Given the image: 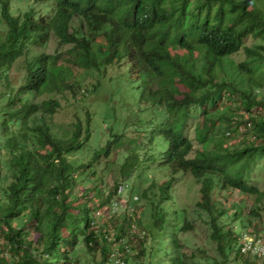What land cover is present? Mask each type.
<instances>
[{
	"label": "trees",
	"instance_id": "obj_1",
	"mask_svg": "<svg viewBox=\"0 0 264 264\" xmlns=\"http://www.w3.org/2000/svg\"><path fill=\"white\" fill-rule=\"evenodd\" d=\"M32 2L53 7L12 15L11 0H0V264H264L240 241L264 224V0ZM18 65L25 76L13 86ZM131 106L155 110L159 124L130 132L143 137L126 139L109 187L101 177L128 134L112 128L104 139L93 124ZM63 108L72 123L59 137ZM78 154L89 160L70 158ZM156 163L162 182L151 176ZM186 177L199 186L192 213L209 250L191 243L196 222L177 202ZM122 186L133 209L124 220L112 213ZM229 191L252 207H225ZM103 210L110 220L101 225Z\"/></svg>",
	"mask_w": 264,
	"mask_h": 264
},
{
	"label": "rangeland",
	"instance_id": "obj_2",
	"mask_svg": "<svg viewBox=\"0 0 264 264\" xmlns=\"http://www.w3.org/2000/svg\"><path fill=\"white\" fill-rule=\"evenodd\" d=\"M53 7V3L48 2V3H44V4H39V3H33L32 0H11V13L12 15H17L19 13H23L26 10H29L31 8H35L37 11V16H42V15H48L51 11ZM253 40H249L248 44H252ZM48 49L47 52H53L55 47H56V41L55 39H53L50 44L48 45ZM42 51H46V50H42ZM244 55L240 54L237 56L232 57V60L235 61V63H239L241 61L244 60ZM20 65L16 66L15 69L10 73V80L13 86H18L22 83L23 78L25 76V71L20 67ZM109 88L111 89L112 86L109 84L104 85V94H102L101 96L97 95L95 96L96 99H106L107 98V93ZM70 102H74L73 99H71ZM134 107V104H132ZM223 109L225 110H230V107H224ZM111 111L109 113L106 114L105 111V115L99 113V115L96 117V120L93 124V127H95V136H102L104 139L106 138V136H108L110 134V131L112 130V128H120L123 129V131L125 130V132H127V137L124 139V147H122V149L116 150V154H114L111 158V160L109 161L110 163V167L108 168V170H106L104 172V176L101 177V180H103L104 185H108L109 187H111L115 181L118 179L117 176V172H118V165L117 163H115V161L118 159L117 155L122 153L123 151L129 150L131 149V146H129L126 143V139H134V137L136 138V140L139 141L138 137H143L142 135H136V134H132L134 133V131L136 129H138L139 131H146L148 129H151L153 125L155 124H159L158 121H156L157 116H155V110H151V109H147L146 111H140V109L137 108V110H133L132 106H131V111L127 112V110H120L119 112H114L112 109H110ZM194 114L196 117L199 116V109L198 108H194L193 109ZM71 113H73L71 111ZM69 113V110L66 108H63L62 112L57 115L55 117L54 120V125L55 127V131L57 133V135H59V137H63L65 136V130H71V123H72V114ZM158 114V113H157ZM161 119V116L158 115ZM156 117V118H155ZM196 120H194L193 123H195ZM135 122V125L133 124ZM193 123L191 122V124L193 125ZM194 126V125H193ZM195 127V126H194ZM224 129V128H223ZM124 132V133H125ZM131 132V133H130ZM143 134V133H142ZM220 134L217 133V136ZM220 136V135H219ZM223 137V136H222ZM242 138V135L239 134L237 136H234V140L231 141L230 140V144L234 143V144H238ZM132 143V142H131ZM89 155L86 154H78V155H73L70 156L71 159L74 160H78V162H83L86 163L89 160ZM158 164H150L151 169L153 170V172L151 173V176H157L158 181L162 182L164 180V177H168L166 172L164 171H158L155 170L156 166ZM259 169V168H258ZM258 173L257 175H261L264 176V170L263 171H258L256 172ZM163 176V177H162ZM98 179V178H97ZM135 176H133L132 178L129 179L128 184L131 187L132 184H135ZM184 182H180V183H176L175 185V195L177 196V202L179 205L181 206H186L189 208L190 212H189V217L190 220L193 221L195 220L196 222V228H197V235L194 236V234H189V238L191 240L192 244H195L197 246H206V248L209 250V247L207 245V240H206V235H207V228L206 226L199 220L198 216L193 212L194 209V204L197 200V195H198V188L199 186L196 184V182L192 179V177H186L184 178ZM98 181V180H97ZM134 181V182H133ZM100 182V181H99ZM139 185H143V187L145 186V183H143V181L141 179L137 180V187ZM259 186L261 187V189H264V180L262 182L259 183ZM129 188H125L124 191L122 193H120V195H118L114 201H116V203L118 204V206L116 207L115 205V212H117L118 215H120L121 219H125L129 214V210L130 212L133 210L132 208L129 207L128 205V201L130 200V192H129ZM229 195L227 200H225V193H223V196L220 198V200L222 201L223 205L225 207H230L231 205L235 204H239L241 203L243 200H245V202L247 203V205L249 206V208L252 207V203L254 202V200L250 197H246L243 194H240L239 192H235V191H229ZM228 194V193H227ZM138 197V196H137ZM227 201V202H226ZM140 203V202H139ZM107 209V208H106ZM113 211V210H112ZM127 212V213H126ZM105 210L100 211V212H96L95 213V218L98 222L101 223V225L103 224V222L105 221H109L110 216L108 214H105ZM114 213V212H112ZM108 219V220H107ZM149 221V216L148 215H144L143 216V222L144 224H147V222ZM109 227V226H108ZM260 237L262 238V242H264V224L262 226H260ZM138 229V228H137ZM250 231V230H248ZM137 246V244H134V247ZM194 251L193 248L189 249V253H192ZM135 250L133 251L134 254ZM211 255H214V252L209 251ZM159 258V257H158ZM261 259H263V257H259ZM91 259H93V257H91ZM95 259L97 261L101 260L100 255H97L95 257ZM205 263V261H201L198 262V264H202ZM239 264H242L241 262Z\"/></svg>",
	"mask_w": 264,
	"mask_h": 264
},
{
	"label": "built area",
	"instance_id": "obj_3",
	"mask_svg": "<svg viewBox=\"0 0 264 264\" xmlns=\"http://www.w3.org/2000/svg\"><path fill=\"white\" fill-rule=\"evenodd\" d=\"M125 189V186L119 187V194L122 193ZM118 206L116 201L113 203V212H115L114 208ZM262 238L256 234L246 233L243 234L241 237V244H242V253L247 254L250 253L252 256L257 257H264V242L261 240ZM117 256L116 253L112 254V258ZM115 264H123L119 258H114Z\"/></svg>",
	"mask_w": 264,
	"mask_h": 264
},
{
	"label": "clouds",
	"instance_id": "obj_4",
	"mask_svg": "<svg viewBox=\"0 0 264 264\" xmlns=\"http://www.w3.org/2000/svg\"><path fill=\"white\" fill-rule=\"evenodd\" d=\"M246 233H251V234H253L252 232H245L244 234H246Z\"/></svg>",
	"mask_w": 264,
	"mask_h": 264
}]
</instances>
